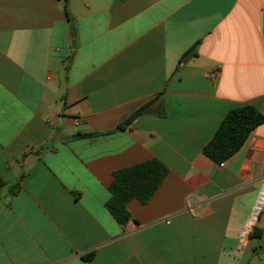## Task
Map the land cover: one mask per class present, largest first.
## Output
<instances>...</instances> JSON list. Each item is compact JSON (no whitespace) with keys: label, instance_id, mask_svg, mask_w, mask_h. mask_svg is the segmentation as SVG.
Segmentation results:
<instances>
[{"label":"crops","instance_id":"obj_1","mask_svg":"<svg viewBox=\"0 0 264 264\" xmlns=\"http://www.w3.org/2000/svg\"><path fill=\"white\" fill-rule=\"evenodd\" d=\"M246 105L264 115V0H0V264H264V123L202 153ZM152 159L117 224L114 172Z\"/></svg>","mask_w":264,"mask_h":264},{"label":"trees","instance_id":"obj_2","mask_svg":"<svg viewBox=\"0 0 264 264\" xmlns=\"http://www.w3.org/2000/svg\"><path fill=\"white\" fill-rule=\"evenodd\" d=\"M62 1L66 6L67 0ZM146 109V105L137 109L118 125L116 130H125ZM263 123L264 115L252 106L246 105L229 110L211 139L203 147V155L215 163L226 161L241 148L249 134ZM91 135L78 134L77 136ZM165 174V166L155 159L114 172V180L108 188L110 198L105 203V208L117 224L124 225L129 220V214L125 208L127 201L130 198H136L141 203L147 202ZM2 185L3 183L0 182V187Z\"/></svg>","mask_w":264,"mask_h":264},{"label":"built area","instance_id":"obj_3","mask_svg":"<svg viewBox=\"0 0 264 264\" xmlns=\"http://www.w3.org/2000/svg\"><path fill=\"white\" fill-rule=\"evenodd\" d=\"M263 201H264V179L262 180L261 188H260L259 193H258V197H257L256 204L254 207V213L259 212Z\"/></svg>","mask_w":264,"mask_h":264}]
</instances>
